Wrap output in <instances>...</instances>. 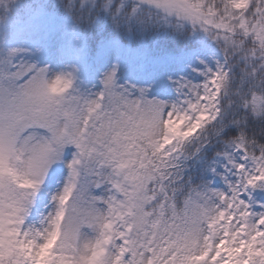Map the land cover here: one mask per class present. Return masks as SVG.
I'll return each mask as SVG.
<instances>
[{"label": "snow or ice", "instance_id": "6c2138e0", "mask_svg": "<svg viewBox=\"0 0 264 264\" xmlns=\"http://www.w3.org/2000/svg\"><path fill=\"white\" fill-rule=\"evenodd\" d=\"M0 264H264V0H0Z\"/></svg>", "mask_w": 264, "mask_h": 264}]
</instances>
